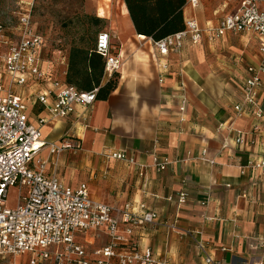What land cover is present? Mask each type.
<instances>
[{"label": "crops", "instance_id": "0c3cea01", "mask_svg": "<svg viewBox=\"0 0 264 264\" xmlns=\"http://www.w3.org/2000/svg\"><path fill=\"white\" fill-rule=\"evenodd\" d=\"M86 1L105 22L97 32L110 36L111 54L120 61L118 81L89 108L77 104L69 119L43 125L38 117L48 115L42 105L28 101L29 121L42 138L71 144L56 163L47 148L41 150L46 173L70 187L86 183L94 199L114 208L142 204L155 211L154 223L129 238L170 264H201L205 256L212 264H264V171L247 166L264 160V116L256 118L249 107L237 115L233 108L244 78L260 62L256 36L227 32L210 40L204 33L197 43L185 40L178 52L161 54L153 39L136 31L124 0ZM239 2L201 0L191 7L185 0L184 25L193 18L203 29L214 28ZM258 7L264 11V0ZM68 52L69 45L50 57L42 50L41 68L51 80L64 82ZM108 77L104 69L103 83ZM260 78L264 107V72ZM49 84L14 89L36 95ZM203 149L207 160L197 158ZM154 156L169 163L159 170ZM124 228L120 223L121 233ZM75 239L87 249L100 247L107 241L105 227Z\"/></svg>", "mask_w": 264, "mask_h": 264}, {"label": "built area", "instance_id": "2783aa9c", "mask_svg": "<svg viewBox=\"0 0 264 264\" xmlns=\"http://www.w3.org/2000/svg\"><path fill=\"white\" fill-rule=\"evenodd\" d=\"M186 1L191 7H197L201 0ZM260 1L240 0L235 11L221 18L214 28L203 29L190 18L185 20L181 31L152 41L161 54H166L178 52L185 40L199 42L204 33L210 40L227 32L254 34L260 62L244 78L241 101L233 108L237 115H242L249 107L256 118L264 116V107L259 101L260 73L264 72V11L258 7ZM34 2L16 1L18 23L12 29L0 23V258L26 256V261L21 264H170L168 260L156 257L149 247L137 248L129 238L136 228L154 223L155 211L142 204L114 208L96 200L86 183L76 187L64 185L55 174H47L45 162L37 158L41 150L47 148L49 157L56 163L71 144L44 140L40 128L30 123L25 103L31 101L42 105L48 115L38 117V123L43 125L50 119H69L77 104L89 108L96 100V89L79 91L64 82L51 80L41 68L43 38L32 25ZM11 33L14 40L10 38ZM110 49L108 32H98L95 50L104 58L108 75L120 68L119 59ZM46 82H50L49 88L36 95L30 91L27 96H22L14 89V86L24 87L31 83V88ZM240 140L237 137L236 141ZM109 155L124 158L122 152ZM197 158L207 160L204 149ZM153 159L159 170L169 163L166 157L154 156ZM247 166L264 171V160L250 161ZM10 188H16L17 198L14 206L7 207ZM184 201L185 193L180 192L178 202ZM120 223L125 224L122 233ZM101 227L106 230L104 245L87 249L76 241V235ZM261 247H264V241ZM212 263L209 256L201 262ZM7 264L17 263L13 259Z\"/></svg>", "mask_w": 264, "mask_h": 264}, {"label": "trees", "instance_id": "16d2710c", "mask_svg": "<svg viewBox=\"0 0 264 264\" xmlns=\"http://www.w3.org/2000/svg\"><path fill=\"white\" fill-rule=\"evenodd\" d=\"M124 1L139 34L159 40L184 28L182 7L185 0ZM82 20L80 34L76 37L73 35L68 43L64 83L74 86L79 91L96 89V98H105L115 89L119 75L117 71L113 72L103 83L105 60L96 52L95 43L97 31L102 29L105 22L91 14H84ZM48 76L52 78L50 73Z\"/></svg>", "mask_w": 264, "mask_h": 264}, {"label": "rangeland", "instance_id": "374dc122", "mask_svg": "<svg viewBox=\"0 0 264 264\" xmlns=\"http://www.w3.org/2000/svg\"><path fill=\"white\" fill-rule=\"evenodd\" d=\"M16 1L0 0V23L11 27V29L18 23L15 14ZM84 14H91L86 0H35L32 24L34 29L42 35L43 50L47 57L52 56L56 49H63L68 45L73 35L76 37L80 34ZM103 27L104 25L101 28ZM10 38L14 40L12 33ZM25 106L28 109L29 102H26ZM40 157L39 155L37 158ZM16 198V188H10L6 197L7 207L14 206ZM13 259L17 264H21L26 261L27 257L6 256L0 258V264H7Z\"/></svg>", "mask_w": 264, "mask_h": 264}]
</instances>
